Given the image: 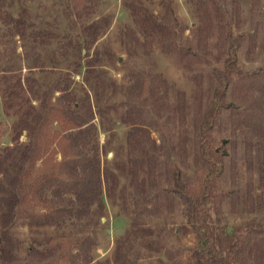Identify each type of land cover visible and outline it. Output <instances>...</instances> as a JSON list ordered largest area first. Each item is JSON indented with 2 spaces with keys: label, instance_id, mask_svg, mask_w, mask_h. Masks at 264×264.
Instances as JSON below:
<instances>
[{
  "label": "rangeland",
  "instance_id": "obj_1",
  "mask_svg": "<svg viewBox=\"0 0 264 264\" xmlns=\"http://www.w3.org/2000/svg\"><path fill=\"white\" fill-rule=\"evenodd\" d=\"M130 1L94 0L90 14L81 19L72 11L71 0L6 1L4 10L20 23H0V158L8 156L17 140L24 141V136L18 137L20 118L38 104L16 85L17 78L30 76L36 86L60 80L72 84L78 99L87 93L95 106L93 123L111 189L110 197L102 196L104 216L86 215L59 230L15 228L23 264L43 262L40 252L49 247L56 256L62 246L61 241L50 245L39 239L80 234L84 229L94 239L91 264H198L200 243L186 224L183 202L170 190L169 168L156 135L139 118L127 115L125 98L140 74L159 84L176 148L171 161L181 178L192 183L200 169L199 120L209 99L212 73L223 68L216 18L209 6L207 26L200 31L197 0H135L152 17L167 18L166 48L163 35L145 41L127 6ZM252 1L223 4L233 32L241 34L237 68L258 82L247 88L234 81L226 94L227 103L253 119L222 110L215 132L225 151L220 185L227 194L221 210L228 231L245 222H264V0L258 1L256 15ZM46 33L53 34L51 42H33L34 34ZM258 250L257 245L248 247L250 264H264Z\"/></svg>",
  "mask_w": 264,
  "mask_h": 264
},
{
  "label": "trees",
  "instance_id": "obj_2",
  "mask_svg": "<svg viewBox=\"0 0 264 264\" xmlns=\"http://www.w3.org/2000/svg\"><path fill=\"white\" fill-rule=\"evenodd\" d=\"M6 1L0 0V23L19 25L20 21L13 22L4 10ZM71 1L72 11L80 19L88 16L95 6L94 0ZM258 1H252L253 15H256ZM225 2L197 0L195 3L200 31L207 26L208 7L212 8L219 32L218 46L223 50L224 59L221 71L212 73L209 99L199 120L196 162L200 169L192 183L181 178L180 169L171 161L176 148L171 142L169 116L163 111L164 98L159 84L140 74L127 88L125 98L127 115L139 118L156 135L157 147L169 168L170 190L183 202L186 224L200 243L195 254L198 264H250L245 253L252 244L259 247V254L264 257V222H245L231 231L222 225L221 208L227 196L220 185L225 151L215 137L216 128L225 109L233 110L236 116L253 119L251 114L227 103L226 94L234 81L247 88L258 83L253 74L237 68L241 34L233 32L232 21L223 6ZM127 6L145 41L150 36L163 35L161 39L168 48L167 18L152 17L138 7L135 0L127 2ZM235 13H239L237 3ZM53 38L51 33L34 34L33 42L45 45ZM15 83L38 104L29 106L20 118L18 137L24 136V141L17 140L8 156L0 158V264H23L20 242L13 232L15 228L26 225L59 230L86 215L104 216L102 196L111 194L93 123L95 106L88 94L78 99L71 91L72 84H61L60 80L36 86V80L27 76L17 78ZM57 155L59 160L55 159ZM58 234L39 239L50 245L61 241L62 246L56 256L50 247L40 252L44 261L38 264L92 263L94 239L89 230L84 229L80 234Z\"/></svg>",
  "mask_w": 264,
  "mask_h": 264
}]
</instances>
